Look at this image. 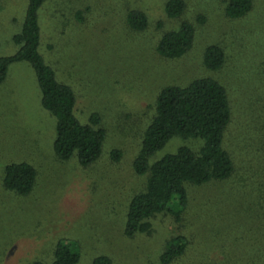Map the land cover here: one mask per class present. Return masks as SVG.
I'll list each match as a JSON object with an SVG mask.
<instances>
[{
	"label": "rangeland",
	"instance_id": "1",
	"mask_svg": "<svg viewBox=\"0 0 264 264\" xmlns=\"http://www.w3.org/2000/svg\"><path fill=\"white\" fill-rule=\"evenodd\" d=\"M167 1L48 0L39 11L41 56L57 80L75 92L80 122L100 115L106 138L101 158L87 168L76 158L59 160L57 121L42 107L34 69L26 62L10 66L0 85V264H51L61 242L79 253L78 264H94L100 257L112 264H162L167 244L180 235L188 249L172 264H264V216L250 213L253 198L247 195L264 189V0H255L254 11L236 21L225 15L230 0H185L187 11L175 21L165 15ZM27 6L28 0H0V58L17 53L13 37L23 27ZM131 9L146 14L145 31L128 27L125 14ZM184 21L196 27L193 49L179 60L159 57L161 37ZM210 45L225 52L220 72L203 65ZM202 77L220 81L229 93L232 121L225 147L236 174L225 182L188 187L190 206L180 223L158 215L148 233L129 238V204L147 183L133 165L157 96L167 86ZM201 145L175 138L149 163L180 147L197 152ZM19 163L37 172L26 196L3 185L5 167Z\"/></svg>",
	"mask_w": 264,
	"mask_h": 264
},
{
	"label": "trees",
	"instance_id": "2",
	"mask_svg": "<svg viewBox=\"0 0 264 264\" xmlns=\"http://www.w3.org/2000/svg\"><path fill=\"white\" fill-rule=\"evenodd\" d=\"M47 1L28 0L23 27L13 37L19 49L13 56L0 58V85L6 81L10 66L22 62L30 64L41 90L42 107L57 121L56 156L63 162L76 158L81 167L87 168L101 158L106 131L98 114H92L88 124L80 122L75 115V92L69 85L57 80L54 69L45 63L39 52V11ZM187 7L185 0H168L164 12L169 20L175 21L185 15ZM254 8L255 0H230L225 15L231 21L241 20L249 16ZM125 15L132 31L147 29L148 18L141 10L131 9ZM195 39L196 27L184 21L179 29L165 33L155 50L163 59L179 60L193 49ZM226 63L225 52L220 46L210 45L205 49L203 65L208 71L220 72ZM231 121L229 93L216 79L197 78L188 85H170L160 91L155 102V116L144 133L140 154L133 165L136 175L146 176L147 183L145 190L135 195L129 204L125 227L129 238L148 233L151 219L158 215H169L180 223L190 206L188 187L225 182L236 174L235 161L225 147ZM175 138L199 140L202 145L197 152L189 147H180L176 153L151 165L149 160ZM112 157L119 160L121 154L114 151ZM36 179L37 172L33 166L11 164L5 167L3 185L7 191L26 196L32 192ZM261 188L251 194L246 192L253 198L251 204L254 211L250 213H257L260 218L264 216V189ZM187 249L188 240L184 236L172 238L161 263H174L186 254ZM79 261V253L71 245L61 242L56 247L51 264H78ZM94 264L112 262L107 257H100ZM245 264L263 263L252 260Z\"/></svg>",
	"mask_w": 264,
	"mask_h": 264
}]
</instances>
